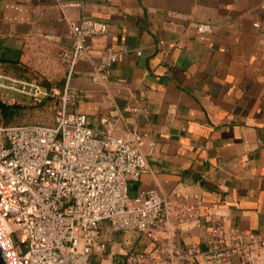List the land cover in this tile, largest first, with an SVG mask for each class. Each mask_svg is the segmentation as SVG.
I'll return each mask as SVG.
<instances>
[{
    "label": "crops",
    "instance_id": "obj_1",
    "mask_svg": "<svg viewBox=\"0 0 264 264\" xmlns=\"http://www.w3.org/2000/svg\"><path fill=\"white\" fill-rule=\"evenodd\" d=\"M85 19L109 27L89 49L119 56L104 85L78 62L68 111L95 125L108 118L117 136L143 135L149 170L130 183V205L148 191L179 194L198 211L180 244L202 253L212 250L216 222L264 238V0H0V64L31 54L56 59L68 76L62 55ZM201 24L212 31L200 33ZM102 230L109 246L95 264H126L128 251L154 248L143 233L113 232L107 222ZM8 236L18 264L24 245Z\"/></svg>",
    "mask_w": 264,
    "mask_h": 264
},
{
    "label": "built area",
    "instance_id": "obj_2",
    "mask_svg": "<svg viewBox=\"0 0 264 264\" xmlns=\"http://www.w3.org/2000/svg\"><path fill=\"white\" fill-rule=\"evenodd\" d=\"M108 31L91 19L74 30L72 50L62 55L68 76L54 125L0 126V221L24 245L18 264H95L93 257L108 250L106 222L113 232L143 233L154 244L150 251H128L126 264H230L234 258L264 264L263 237L225 229L221 222L209 234L211 251L182 246L180 232L198 211L179 194L148 191L139 205H130V183L149 170L143 135L117 136L108 118L95 125L68 111L81 59L91 65L92 82L107 83L106 70L119 53L107 48L95 55L87 41ZM198 31L212 27L201 24Z\"/></svg>",
    "mask_w": 264,
    "mask_h": 264
},
{
    "label": "rangeland",
    "instance_id": "obj_3",
    "mask_svg": "<svg viewBox=\"0 0 264 264\" xmlns=\"http://www.w3.org/2000/svg\"><path fill=\"white\" fill-rule=\"evenodd\" d=\"M66 71L56 59L47 61L31 54L17 65L0 64V102L19 109L10 123L1 118L2 124L54 125L62 105Z\"/></svg>",
    "mask_w": 264,
    "mask_h": 264
},
{
    "label": "water",
    "instance_id": "obj_4",
    "mask_svg": "<svg viewBox=\"0 0 264 264\" xmlns=\"http://www.w3.org/2000/svg\"><path fill=\"white\" fill-rule=\"evenodd\" d=\"M11 243L0 221V264H14L15 255L11 251Z\"/></svg>",
    "mask_w": 264,
    "mask_h": 264
},
{
    "label": "trees",
    "instance_id": "obj_5",
    "mask_svg": "<svg viewBox=\"0 0 264 264\" xmlns=\"http://www.w3.org/2000/svg\"><path fill=\"white\" fill-rule=\"evenodd\" d=\"M0 109H1V118L3 119V121L7 123H10L14 119V117L18 114V110H19L17 107L8 106L1 102H0ZM3 125L10 126L11 124L10 125L3 124ZM14 125H26V124H14ZM40 125H43V124H40ZM45 126H48V125H45Z\"/></svg>",
    "mask_w": 264,
    "mask_h": 264
},
{
    "label": "bare ground",
    "instance_id": "obj_6",
    "mask_svg": "<svg viewBox=\"0 0 264 264\" xmlns=\"http://www.w3.org/2000/svg\"><path fill=\"white\" fill-rule=\"evenodd\" d=\"M3 225V227H4V230H5V234H7L8 235V228H6L5 226H4V224H2Z\"/></svg>",
    "mask_w": 264,
    "mask_h": 264
}]
</instances>
